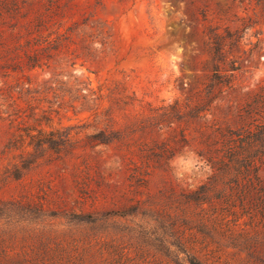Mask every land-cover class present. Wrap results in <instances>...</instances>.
I'll return each mask as SVG.
<instances>
[{
	"label": "rangeland",
	"instance_id": "rangeland-1",
	"mask_svg": "<svg viewBox=\"0 0 264 264\" xmlns=\"http://www.w3.org/2000/svg\"><path fill=\"white\" fill-rule=\"evenodd\" d=\"M58 3L60 8L52 11L47 10L49 0L30 1L24 11L30 10L31 17L39 10L49 12L46 26L56 23L49 29L59 23L62 30L71 27L75 52H61L41 67L12 72L9 78L0 75V86L7 81L24 106L31 102L48 109L58 128L84 122L99 104L105 112L107 88L117 87L129 104L115 120L125 126L139 114L148 126L130 143H170L184 135L187 142L58 145L44 152L36 147L37 162L0 189V199L8 203L0 214V264H188L179 242L202 264H248L246 254L232 245L244 239L241 234L257 237L262 230L259 218L251 221L248 214L262 208L259 194L228 190L234 194L228 209L240 218L231 215L215 223L209 203L183 199L184 192L208 181L207 166L177 182L169 161L185 146L198 153L206 145H264V0ZM215 31L226 37L225 63L215 56ZM231 65L237 69L224 71ZM217 67L232 75V83L214 87L208 96ZM90 80L95 94L87 93ZM99 86L106 96L101 103ZM210 97L214 99L204 117H186L175 130L160 134L158 120L148 119L162 107ZM100 121L104 128L113 123L106 114ZM6 141L0 137L1 148ZM18 152L7 153L2 172L18 160ZM194 164L174 161L176 170ZM257 164L264 182V155ZM135 208V214L103 218L109 211ZM86 215L96 221L80 220ZM169 219L175 222L172 230Z\"/></svg>",
	"mask_w": 264,
	"mask_h": 264
},
{
	"label": "trees",
	"instance_id": "trees-1",
	"mask_svg": "<svg viewBox=\"0 0 264 264\" xmlns=\"http://www.w3.org/2000/svg\"><path fill=\"white\" fill-rule=\"evenodd\" d=\"M30 1L35 3L42 0H0V75L5 78H9L12 72L25 73L26 70L41 67L46 60L52 59L54 55L61 52L74 53L76 50L72 48V35L69 33L73 32L71 27L62 30V23H59L57 29H49L56 25L54 23L46 26V23L49 22L47 20L49 12L39 10L34 17H31L30 10L24 11L26 3ZM49 2L52 6L47 10L52 9L53 11L55 7L60 8L58 0H49ZM21 18H24L23 22ZM215 30L217 29L215 28ZM227 32L231 36L232 31L229 28H227ZM225 40L226 37L223 34L218 31L214 32L213 42L217 45L215 56H221L223 63L226 62L223 52L226 46ZM232 61L236 62V60ZM236 69L237 67L231 65L224 71ZM220 72V67L214 69L208 96L216 86L222 88L231 85L232 75ZM92 84L93 82L90 80L86 85L89 94L96 93L91 87ZM108 89L110 90V95H107V97L110 96L109 106L105 112L99 109V104L91 109L90 116L84 122L58 128L51 114L48 113V109H42L31 102L26 106L22 105L17 98H14L7 81H4L0 86V98H3V101L0 102V137L4 136L7 141L2 148L0 147V167L6 159L7 153L14 150L19 152L16 155L18 160L11 161L5 166L3 172L0 169V189L10 177L20 179L24 170L31 169L39 158L35 153L36 147H40L44 152L52 150L58 145H183L187 142V137L184 135L181 141L170 143L159 139L152 142L136 140L130 143L129 140L136 133L144 131L148 126L144 117L139 114H135L136 116H133L130 123L125 126L115 120L120 110L129 103L125 100V96L120 94L117 87H108ZM102 92L103 87L99 86L97 98L100 103L106 97ZM213 99L214 97H210L193 105L186 103L184 106L177 102L160 108L162 109L161 113L148 119L158 120L155 127L160 134L175 130L182 126L181 122L186 117L198 119L204 117ZM104 114L113 121L111 126L107 125L105 128L100 127V117ZM128 117L126 115V118ZM262 127L264 128V123ZM184 130V128L181 129V131ZM198 154L203 161L207 162L204 167L211 166V175L207 182L196 189L184 192V201H193L201 205L209 203L211 206L209 214L211 216L216 214L213 220L215 223H219L231 215L237 219L240 218L235 212L228 209L229 202L234 195L233 192L228 193V190L241 192L245 196L258 193L259 196L255 197L262 208L256 213L249 212L248 214L251 221L259 218L262 230L256 233L257 237H247V234L245 236L241 234L240 236L244 239L232 246L246 254L248 264H264V193L260 195V192H264V182L261 179L259 164H257V157L260 154L264 155V145H206L198 150ZM228 186H231L230 189ZM7 204L0 199V214ZM136 211V208L132 211H109L104 214L103 218L110 215L125 217L128 214H135ZM79 218L86 222L96 221L92 215L79 216ZM174 226L175 222H171L169 219V228L172 230ZM176 246L183 248L188 264H202L194 255H189L185 251V246L181 242L176 243Z\"/></svg>",
	"mask_w": 264,
	"mask_h": 264
},
{
	"label": "clouds",
	"instance_id": "clouds-1",
	"mask_svg": "<svg viewBox=\"0 0 264 264\" xmlns=\"http://www.w3.org/2000/svg\"><path fill=\"white\" fill-rule=\"evenodd\" d=\"M177 158H183L186 161L187 160H195V164L192 166H185L183 169L176 170L174 166V161ZM206 161L202 162V158L199 156L198 153L193 151L188 146H185V149H183L177 156L172 157V159L169 161L170 168L173 169V176L176 178L177 182H182L185 180L186 177H191L195 172H197L199 169L204 168V165L206 164ZM109 169L113 167L112 164L106 165ZM115 167H120L119 163L117 162ZM208 175H211V166L208 165L205 169Z\"/></svg>",
	"mask_w": 264,
	"mask_h": 264
}]
</instances>
